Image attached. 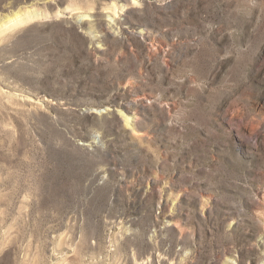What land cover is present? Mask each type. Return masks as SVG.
<instances>
[{
  "label": "rangeland",
  "instance_id": "374dc122",
  "mask_svg": "<svg viewBox=\"0 0 264 264\" xmlns=\"http://www.w3.org/2000/svg\"><path fill=\"white\" fill-rule=\"evenodd\" d=\"M0 264H264V0H0Z\"/></svg>",
  "mask_w": 264,
  "mask_h": 264
},
{
  "label": "bare ground",
  "instance_id": "6f19581e",
  "mask_svg": "<svg viewBox=\"0 0 264 264\" xmlns=\"http://www.w3.org/2000/svg\"><path fill=\"white\" fill-rule=\"evenodd\" d=\"M11 21H16V23H21L24 21V19L22 17H20V15H17L15 19H12Z\"/></svg>",
  "mask_w": 264,
  "mask_h": 264
}]
</instances>
